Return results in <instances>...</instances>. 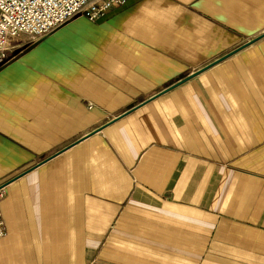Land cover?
Here are the masks:
<instances>
[{"label": "crops", "instance_id": "0c3cea01", "mask_svg": "<svg viewBox=\"0 0 264 264\" xmlns=\"http://www.w3.org/2000/svg\"><path fill=\"white\" fill-rule=\"evenodd\" d=\"M22 38L0 264H264V0H127Z\"/></svg>", "mask_w": 264, "mask_h": 264}, {"label": "built area", "instance_id": "2783aa9c", "mask_svg": "<svg viewBox=\"0 0 264 264\" xmlns=\"http://www.w3.org/2000/svg\"><path fill=\"white\" fill-rule=\"evenodd\" d=\"M127 0H0V66L8 58L14 37L29 33L44 35L77 14L90 20L104 16L115 4ZM7 185H0V239L6 236L1 203L7 196Z\"/></svg>", "mask_w": 264, "mask_h": 264}, {"label": "rangeland", "instance_id": "374dc122", "mask_svg": "<svg viewBox=\"0 0 264 264\" xmlns=\"http://www.w3.org/2000/svg\"><path fill=\"white\" fill-rule=\"evenodd\" d=\"M55 30V29H54ZM53 31V30H52ZM52 31H50V32H52ZM50 32H48V33H50ZM48 33H46V34H48ZM29 36V33H26V34H22V35H20L19 37H15V38H13L12 39V41H11V47H10V50H9V54L11 53V52H13L14 51V49L13 48H15L16 46H21L22 44L21 43H23L24 41H25V39H23L22 38V36ZM30 35H32V34H30ZM36 36H40V35H36ZM25 44V43H24ZM18 46V47H19ZM23 46V45H22ZM21 46V47H22ZM21 47H19V48H21ZM25 47H26V45H25ZM17 48V47H16ZM22 50H24V47H22V49L21 50H19V51H22ZM9 54H8V56H9ZM6 63H4V64H2L1 66H3V65H5ZM0 66V67H1Z\"/></svg>", "mask_w": 264, "mask_h": 264}, {"label": "water", "instance_id": "95a60500", "mask_svg": "<svg viewBox=\"0 0 264 264\" xmlns=\"http://www.w3.org/2000/svg\"><path fill=\"white\" fill-rule=\"evenodd\" d=\"M251 42H253V41H251ZM247 45V44H246ZM229 55V54H228ZM195 74V73H194ZM194 74H192V75H190V76H188V77H186V78H184L183 80H186V79H188V78H190V77H192Z\"/></svg>", "mask_w": 264, "mask_h": 264}]
</instances>
